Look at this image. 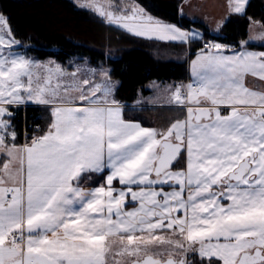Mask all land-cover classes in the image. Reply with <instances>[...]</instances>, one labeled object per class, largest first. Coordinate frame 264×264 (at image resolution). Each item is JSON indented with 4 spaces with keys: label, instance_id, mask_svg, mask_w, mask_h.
Instances as JSON below:
<instances>
[{
    "label": "snow or ice",
    "instance_id": "obj_1",
    "mask_svg": "<svg viewBox=\"0 0 264 264\" xmlns=\"http://www.w3.org/2000/svg\"><path fill=\"white\" fill-rule=\"evenodd\" d=\"M80 6L135 36L203 38L136 0ZM252 39L205 43L192 81L168 89L184 118L158 130L124 119L109 71L21 54L0 14V264H264V89L246 84L264 82V50ZM29 103L50 119L20 144L13 121ZM106 170L102 185L81 187Z\"/></svg>",
    "mask_w": 264,
    "mask_h": 264
},
{
    "label": "trees",
    "instance_id": "obj_2",
    "mask_svg": "<svg viewBox=\"0 0 264 264\" xmlns=\"http://www.w3.org/2000/svg\"><path fill=\"white\" fill-rule=\"evenodd\" d=\"M182 1L136 0V3L164 22L200 30L203 38L190 44V55L202 48L203 40L239 46L247 39L252 21L264 24V0H249L245 12L232 14L221 34L216 36L204 24L181 15ZM0 14L8 18L16 39L21 42L19 49L27 56L37 60L52 58L65 68L72 59L76 63L85 61L92 66L108 68L110 79L118 83L114 95L121 104H133L140 92L146 95L149 92L146 86L152 80H187L186 63L165 58L170 47H177V43L163 44L135 36L109 24L92 11L78 7L71 0H0ZM73 68L72 65L69 70ZM34 111L41 114L42 128L46 129L50 114L39 107H31L28 112ZM124 118L161 130L176 119H183L184 112L176 107L134 109L126 106ZM22 126L20 119L15 127L18 143H22Z\"/></svg>",
    "mask_w": 264,
    "mask_h": 264
},
{
    "label": "crops",
    "instance_id": "obj_3",
    "mask_svg": "<svg viewBox=\"0 0 264 264\" xmlns=\"http://www.w3.org/2000/svg\"><path fill=\"white\" fill-rule=\"evenodd\" d=\"M208 1L209 2L210 1L214 2L216 4H220V5H226V6H228L230 8V11L232 12L231 5L234 3V0H183L181 5H180V13H181V15L183 17H185V18H187L189 20H195V21H198V22L204 24L213 35L218 36V35L221 34L222 29L218 32V31L214 30L211 25H207L206 23H204V22L209 21L210 19L213 18V14L208 12L207 11V7L205 6V5H207ZM248 2H249V0H245V5H244V9H243L242 14L245 12V9H246V6H247ZM146 13L149 14L147 11H146ZM232 14H236V13H234V12L230 13L228 15L226 21L228 20V18ZM149 15H151V14H149ZM152 17L155 18L158 21H161L163 23H167V22H164V21H162V20H160V19H158V18H156L154 16H152ZM168 24H170V23H168ZM262 25H264V24L259 22V21H252L250 23V25H249V28H248V37H247L246 40H249L250 38H253V37H251L252 27L254 29L260 28L259 30H264V27H262ZM182 29L183 30H194V28L193 29L182 28ZM199 33H201V36L203 37L202 32L200 31ZM144 38L150 39V40H154V41H157V42L163 43V44L177 43L178 44L177 47H175V48L170 47V49L168 50V55H165V58H166V56H168V60L185 62L186 65H187V80L186 81H184V82L183 81L182 82L171 81V82H160V83H168V85H177V84H179V85H181V84L187 85L188 83H190L192 81L193 78H192L191 68H190L191 61L196 58V55H197V53L200 50L195 52L194 54L190 55V44H181V43H178V42L161 41V40L155 39L154 37L153 38L144 37ZM198 40H201V39H198ZM239 46H240V43H239ZM239 46H236V48H239ZM249 47H250V50H264V49L261 48V41L258 38L252 39L251 42H250V46ZM178 49H182V51L180 50V53H181L180 55H178L179 54L178 53ZM17 51H19L21 54H25V52L23 50H20L19 48L17 49ZM34 60H36L38 62H42V61H45L47 59H45V60L34 59ZM58 64L60 65V63H58ZM152 81H155V80H152ZM152 81H150L148 83V85L146 86V88L149 90V92L146 95L142 93L143 96H140L141 95V92H140V94L137 97V100L133 104L125 105V104H121L120 103L121 105H123L122 106V115H123V117H124V108H125V106H129L130 108H134V109H139V108H144V107H176L174 105H170L169 104V97H166V96H165L166 98H158V100H156V101L147 100L152 95L151 89L148 88V86L150 85V83ZM246 84H247L248 87L256 89V90L264 89V82H261L258 79L253 78L251 76L246 78ZM159 85H161V84H159ZM115 87H114V90H115ZM161 97H163V96H161ZM28 105L39 107V108L43 109V111L45 113H49V111L46 108H44L43 106L32 104V103H29ZM124 119H126V118H124ZM126 120H128V119H126ZM128 121H134V120H128ZM135 122H138V121H135ZM150 128H154V127H150ZM20 144H23V143L20 142ZM184 166H185V159L184 158H181L175 164L176 169L183 168ZM107 175H108L107 170L104 171L103 173L84 174L82 176L81 180H80V185H81V187H83L85 189L100 186V185H102L104 183L105 178H106ZM117 187H119L118 184H117ZM130 207H131V205H130Z\"/></svg>",
    "mask_w": 264,
    "mask_h": 264
},
{
    "label": "rangeland",
    "instance_id": "obj_4",
    "mask_svg": "<svg viewBox=\"0 0 264 264\" xmlns=\"http://www.w3.org/2000/svg\"><path fill=\"white\" fill-rule=\"evenodd\" d=\"M71 1L74 2L80 8H84V9L90 10L89 8H85V7H81L80 6L82 3H85L86 0H71ZM87 2H92V3H95L97 6H102L103 9L105 10V12H107V11L113 10V8L115 7L116 4H121L122 0H87ZM110 3H111V6H110ZM205 6L207 7V11L213 14V18L210 19L209 21L204 22V23H206L207 25H211L214 30L219 32L221 29H223V26L227 23L228 20L226 21V19H227L228 15L230 13H232L233 11L231 12L230 8L228 6H226V5L216 4V3L211 2V1L210 2L208 1L207 5H205ZM90 11H92L94 14L98 15L101 19H103L104 21L107 22L106 17H103V16L99 15L94 10H90ZM259 29L260 28L254 29L252 27L251 37L258 38L259 34L261 32H264V30H259ZM194 31H196L198 33L200 32L199 30H196V29H194ZM180 50L182 51V49H178V53H179L178 55L181 54ZM166 55H168V54H166ZM166 59H168V56H166ZM39 63H41V64H49V63L58 64L57 61H55L52 58H49V59H47L45 61H42V62H39ZM69 64L73 65L74 69L77 68V67H79L81 69H85V70L103 68V69L109 71L108 68H105L103 66H92V65H89L85 61L82 62V63H76L74 61V59H72L69 62ZM69 71H71V70H69ZM112 83H113L114 87L118 84L116 81H112ZM159 84H161V85H159ZM177 85H179V84H177ZM172 86L173 85H168V83H160L159 81H156V80L152 81L150 83V85L148 86V88H150L151 91H152V95L147 100L156 101V100H158V98L169 97L170 93L168 92V89L171 88ZM140 96H143V94H141ZM161 96H163V97H161Z\"/></svg>",
    "mask_w": 264,
    "mask_h": 264
},
{
    "label": "built area",
    "instance_id": "obj_5",
    "mask_svg": "<svg viewBox=\"0 0 264 264\" xmlns=\"http://www.w3.org/2000/svg\"><path fill=\"white\" fill-rule=\"evenodd\" d=\"M208 42H216L221 43L223 45H226L223 42L217 41V40H208L204 41L202 45L204 46L205 43ZM31 106L24 105L20 106L19 109L16 111L15 118H14V126H17L19 124V120H23V126L21 129V138L22 142H25V136L31 138L34 135L39 134L38 130L43 129L42 128V116L39 112H28L30 110ZM30 114V115H28Z\"/></svg>",
    "mask_w": 264,
    "mask_h": 264
},
{
    "label": "bare ground",
    "instance_id": "obj_6",
    "mask_svg": "<svg viewBox=\"0 0 264 264\" xmlns=\"http://www.w3.org/2000/svg\"><path fill=\"white\" fill-rule=\"evenodd\" d=\"M27 54V53H26ZM123 106V105H122ZM126 107V106H125Z\"/></svg>",
    "mask_w": 264,
    "mask_h": 264
}]
</instances>
